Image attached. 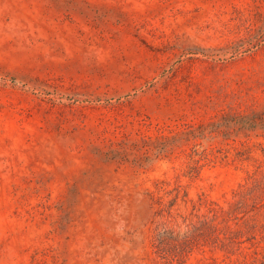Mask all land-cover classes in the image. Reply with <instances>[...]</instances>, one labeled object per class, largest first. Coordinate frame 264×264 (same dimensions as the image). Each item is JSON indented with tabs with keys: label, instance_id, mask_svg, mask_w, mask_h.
<instances>
[{
	"label": "rangeland",
	"instance_id": "rangeland-1",
	"mask_svg": "<svg viewBox=\"0 0 264 264\" xmlns=\"http://www.w3.org/2000/svg\"><path fill=\"white\" fill-rule=\"evenodd\" d=\"M177 185L264 264V0H0V264H162Z\"/></svg>",
	"mask_w": 264,
	"mask_h": 264
},
{
	"label": "trees",
	"instance_id": "trees-1",
	"mask_svg": "<svg viewBox=\"0 0 264 264\" xmlns=\"http://www.w3.org/2000/svg\"><path fill=\"white\" fill-rule=\"evenodd\" d=\"M204 156V155H203ZM202 159H205L202 157ZM199 161L194 160V165L188 167L186 176L193 177L201 165ZM234 193L235 205L240 207L244 204L245 188ZM168 200L163 201L162 197L158 198V208L155 215L162 219L152 238V249L155 258L162 264H180L184 262L193 249L204 245L217 246L221 243L226 247L232 243L230 231L229 236L222 233L218 225H225L224 230H229L226 226L227 219L223 218V209L215 203L209 202L203 195H198L197 199L188 198V194L180 186H175L166 193ZM178 201L184 204L190 203L191 210L187 214L175 212V206ZM204 209L203 213H199ZM181 220V222L178 221ZM184 226L181 231L180 225ZM222 233L223 238H220ZM223 240H228L224 243Z\"/></svg>",
	"mask_w": 264,
	"mask_h": 264
}]
</instances>
